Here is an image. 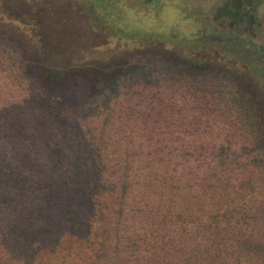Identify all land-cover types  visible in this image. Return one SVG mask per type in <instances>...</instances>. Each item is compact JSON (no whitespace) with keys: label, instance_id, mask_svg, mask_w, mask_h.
<instances>
[{"label":"rangeland","instance_id":"374dc122","mask_svg":"<svg viewBox=\"0 0 264 264\" xmlns=\"http://www.w3.org/2000/svg\"><path fill=\"white\" fill-rule=\"evenodd\" d=\"M228 1L0 0V134L10 136L1 151L19 158L28 145L31 153L48 151L53 132L39 122L48 117L45 107L71 100L80 108L78 135L97 138L131 112L130 118L141 119L139 129L147 126L144 135L213 138L201 147L228 152L234 180L245 159L264 169L258 155L264 152L263 70L258 56L244 51L245 40L233 44ZM90 65L100 77H67L72 93H62L59 79L43 74L89 71ZM124 104L133 108L118 109ZM156 119L162 121L153 126ZM121 146L125 142L109 149ZM68 150L70 163L88 165L87 153L75 159L73 145ZM35 162L40 164L38 157ZM258 174L249 176L247 192L230 182V196L253 191L254 206L264 211Z\"/></svg>","mask_w":264,"mask_h":264},{"label":"trees","instance_id":"16d2710c","mask_svg":"<svg viewBox=\"0 0 264 264\" xmlns=\"http://www.w3.org/2000/svg\"><path fill=\"white\" fill-rule=\"evenodd\" d=\"M88 68L43 74L67 93L75 90L67 77H100L97 66ZM45 110L39 122L54 138L48 151L31 153L28 145L14 157L4 151L8 133L0 134V264H264L258 195L230 196V182L247 192L255 173L264 188L261 165L245 159L234 180L229 153L201 147L213 138L144 135L147 126L139 129L131 112L115 118V129L87 138L74 129L76 103L58 100ZM119 142L126 146L109 149ZM72 145L73 158L87 153L88 165L67 160Z\"/></svg>","mask_w":264,"mask_h":264},{"label":"flooded vegetation","instance_id":"af4514ba","mask_svg":"<svg viewBox=\"0 0 264 264\" xmlns=\"http://www.w3.org/2000/svg\"><path fill=\"white\" fill-rule=\"evenodd\" d=\"M228 3L233 44L237 40H245L241 45L249 50L244 51L258 56L259 66L264 72V0H229ZM225 9L228 12L229 7L225 6Z\"/></svg>","mask_w":264,"mask_h":264}]
</instances>
